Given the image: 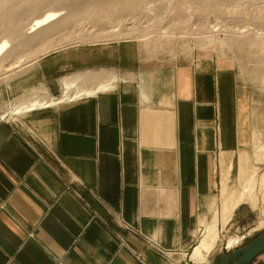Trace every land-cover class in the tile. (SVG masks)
Instances as JSON below:
<instances>
[{
    "label": "crops",
    "instance_id": "1",
    "mask_svg": "<svg viewBox=\"0 0 264 264\" xmlns=\"http://www.w3.org/2000/svg\"><path fill=\"white\" fill-rule=\"evenodd\" d=\"M36 74L53 95L77 77L82 95L0 122V264H185L260 124L234 62H156L119 40L52 52Z\"/></svg>",
    "mask_w": 264,
    "mask_h": 264
},
{
    "label": "rangeland",
    "instance_id": "2",
    "mask_svg": "<svg viewBox=\"0 0 264 264\" xmlns=\"http://www.w3.org/2000/svg\"><path fill=\"white\" fill-rule=\"evenodd\" d=\"M117 1L99 0L106 7L90 11L88 3L92 0L75 3L70 0L74 4L68 10L59 9L58 4L62 3L57 0H0V13L5 8L12 12L20 9L19 24L22 26H18V34L21 37L42 28L30 33V23L35 19L49 12L60 13L44 26L43 37L26 48L19 47L13 55L7 51L16 41L14 35L7 33V27L12 25L15 30L18 18L12 22L8 18L4 22L0 17V42H8L0 55V122H15L26 112L12 115L10 110L35 96L60 97L64 92L78 93L75 77L68 79L76 81L72 88L67 90L65 84L61 93L53 95L36 74L43 57L67 47L134 40L142 45L147 57L156 62L174 61L197 50L228 57L252 87L255 103L260 106V124L254 128L234 172L231 174L227 169L226 173L224 170L219 173L218 207L202 222L200 238L191 249V258L185 261V264H214L264 231V0H124V4L138 5L134 14L124 12V4H116ZM69 12H73L69 22L58 26L56 21ZM226 196L234 200L242 197L228 224L223 222ZM238 206L240 210L234 216ZM214 224L219 233L216 244L210 252L204 251L201 259H193L191 254L195 247ZM231 238L232 247L228 244ZM263 262L264 253L252 264Z\"/></svg>",
    "mask_w": 264,
    "mask_h": 264
},
{
    "label": "bare ground",
    "instance_id": "3",
    "mask_svg": "<svg viewBox=\"0 0 264 264\" xmlns=\"http://www.w3.org/2000/svg\"><path fill=\"white\" fill-rule=\"evenodd\" d=\"M3 1V0H2ZM108 2H114V0H106ZM117 1V0H115ZM77 2V0H74V3ZM57 3H62V4H58V8L59 9H70L72 7V5L74 3L70 2V0H64L63 2H61L60 0H57ZM120 3V5L124 4V0H118L116 2ZM88 7L91 8L90 11L93 10H99V9H104L105 7H103L101 5V3L99 2V0H92V2L88 3ZM125 7H123V11L126 13H131L134 14L137 12L138 10V5L135 3H126L124 4ZM1 9V8H0ZM7 8H5L4 10L1 11L0 13V17L3 18L4 22H7V19L9 18V22H12L13 20H15L16 18L17 21L15 22V30L12 29V25L7 27V33L9 35H14V40L16 41L15 45L13 46L12 49H10L8 52V54L13 55V52H16L17 49H19V47L22 48H26V46H28L31 42L39 40L40 37H43V35L46 32V27H44L46 24H48L50 21H52L53 19H56L60 13L57 12H52V13H48L47 15H44L41 18L35 19L33 22L30 23V27H29V31L30 33L32 31H36V29L41 28L40 30L36 31L34 34H30V35H26L25 37H21L18 34V26L21 25V23L19 24V17L21 18L20 14V9H18L17 11L14 10L12 12V10L10 9V11L6 10ZM9 15H8V14ZM70 14H73V12H69L68 15L60 18L59 20L56 21V24H58V26L60 25H64L66 23L69 22V17H71ZM62 25V26H63ZM22 26V25H21ZM7 41L3 40L0 42V55H2L7 47ZM75 79H77V77H75ZM76 81L74 80H66L65 84H66V88L67 90H69L70 88H72L74 86ZM102 87H106L107 85H101ZM76 92H78L77 94H73V93H68V92H64L62 96L60 97H55V96H35L29 100H25L23 101L20 105H17L15 108H13L12 110H10V113L12 115H21L24 112H27L29 110L38 108V107H47V106H52V105H56L60 102H63L65 100L70 99L71 97L75 98L78 97L80 95H82V93H79V91L77 90ZM91 92H93L92 89L90 90H85L83 91V94L88 93L90 94ZM3 116H6L3 115ZM264 181V178H263ZM231 197V196H230ZM240 198V197H239ZM231 199L229 197L226 196V199L224 201V210H223V222L226 223L228 221V219L230 218L232 211L234 210L235 206L242 200V197L240 199ZM219 238V233H218V229L216 227V224L210 226L206 233L204 234L203 239L201 240L200 244L197 245L192 253V258L193 259H201L203 257L204 251L210 252L213 248V246L216 244L217 240ZM228 244L230 247H232L234 245L233 242V238L228 240Z\"/></svg>",
    "mask_w": 264,
    "mask_h": 264
},
{
    "label": "water",
    "instance_id": "4",
    "mask_svg": "<svg viewBox=\"0 0 264 264\" xmlns=\"http://www.w3.org/2000/svg\"><path fill=\"white\" fill-rule=\"evenodd\" d=\"M263 253L264 231L241 247L228 252L214 264H252Z\"/></svg>",
    "mask_w": 264,
    "mask_h": 264
},
{
    "label": "built area",
    "instance_id": "5",
    "mask_svg": "<svg viewBox=\"0 0 264 264\" xmlns=\"http://www.w3.org/2000/svg\"><path fill=\"white\" fill-rule=\"evenodd\" d=\"M2 119V118H1Z\"/></svg>",
    "mask_w": 264,
    "mask_h": 264
}]
</instances>
